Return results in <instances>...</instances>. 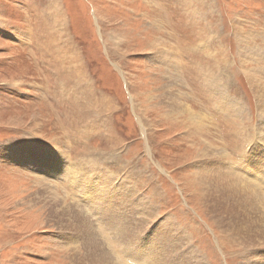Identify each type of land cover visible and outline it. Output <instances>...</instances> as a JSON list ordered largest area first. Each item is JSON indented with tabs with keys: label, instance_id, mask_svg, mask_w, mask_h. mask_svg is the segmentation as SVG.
Returning a JSON list of instances; mask_svg holds the SVG:
<instances>
[{
	"label": "rangeland",
	"instance_id": "1",
	"mask_svg": "<svg viewBox=\"0 0 264 264\" xmlns=\"http://www.w3.org/2000/svg\"><path fill=\"white\" fill-rule=\"evenodd\" d=\"M70 48L94 84L83 102L78 71L61 61ZM177 88L236 162L254 140L256 97H264V0H0V264H73L67 257L91 246L75 228L58 230L50 202L27 205L39 180L67 203L80 195L63 177L31 170L14 145L60 149L69 162L87 159L123 175L155 205L153 223L174 218L204 264L248 262L204 215L200 190L184 184L195 182L200 130L187 114L169 111ZM153 223L140 225L148 244ZM57 232L78 241L61 243ZM125 250L141 254L135 245ZM98 258L87 264H109Z\"/></svg>",
	"mask_w": 264,
	"mask_h": 264
},
{
	"label": "bare ground",
	"instance_id": "2",
	"mask_svg": "<svg viewBox=\"0 0 264 264\" xmlns=\"http://www.w3.org/2000/svg\"><path fill=\"white\" fill-rule=\"evenodd\" d=\"M158 11L161 14L163 10L158 8ZM71 49L68 55H62L61 61L66 58L68 65L72 64L78 71L80 78L77 79V85L85 87L81 90L80 97L78 96L83 102L85 96H94V84L88 81L84 71H80L78 54ZM164 49L162 61L165 59V64L168 65L171 58L169 55L172 53L167 51V48L164 47ZM69 78L76 81L72 76ZM175 81L178 83L177 80ZM71 86H74V82ZM258 92L263 93L261 89ZM183 96V91L180 88H177V96L174 93V97H172L169 93V111L177 112L179 115L187 114L193 126H197L200 130V145L198 144L197 151H195V172L192 173L195 184L192 181L189 183L185 181L184 184H189L193 190H200V193H195L199 195L202 205L207 208L203 209L205 212L203 213L207 219L209 217L214 223L218 229L217 232L222 231L223 236L243 247V253H246L245 258L248 262L243 261L242 264H253L254 262L264 264V259L261 260L264 258V167L262 164L264 160V97L261 96V98L258 95L256 97V109L260 114V120L255 127L254 140L248 141L249 143L247 142L243 148V153L238 155L237 161L232 162L233 158L228 156L225 146L218 148L217 143L212 140L211 133L207 132L209 131L208 127L203 125L201 116L186 102H183L185 101ZM73 104L76 105L75 102ZM164 115L165 118L168 116L165 113ZM203 129L210 133L208 139L202 136ZM14 146L17 147L14 149L15 152L20 155L22 160L27 161L31 170L35 171L36 169L35 172L46 174L48 180L51 178L57 180L58 177H63L62 180L67 181L66 184L74 185L80 195L72 197V202L67 203V196L62 197L51 189L50 192L39 180V190L33 191L36 195L35 199L26 202L31 207L36 206L34 203L37 200L44 203L50 202L55 209H52L49 215L54 216V224L57 225L58 230H65L68 227L75 228V233L78 234L80 240L91 245L85 250L86 254H81L78 250L72 252L71 256L67 257L71 263L76 264L74 260H77L80 264H87L89 256L93 258V261L99 257L98 263L100 259L103 263L107 259L109 264L205 263V255L200 254L199 249L194 250L191 247H186V245L190 246V243L184 238L182 227L174 218L164 217L153 223L155 205L151 206L145 198V194L139 188L134 190L135 185L127 183L123 175L122 177L115 176L112 171L101 168L97 163L87 159L81 160L82 164L80 161L69 162L60 149H55V153L49 150L48 153L44 151L40 154L37 153V147L26 149L27 147H22V145ZM52 156L56 158H54L55 160L58 158V162L55 163ZM155 195H157L156 190L152 188L149 191L150 202H154L152 199ZM80 208L82 209L80 210ZM66 212L69 213L68 217L65 216ZM151 223H153L151 226L154 227L155 233L150 237L151 243L148 244L147 240L143 238L144 232H140L142 229L140 225H150ZM104 230L108 233L107 237L110 236L109 238L113 240V248L117 250L116 254L112 248L113 243L107 239ZM214 234L217 235L216 232ZM56 238L61 243L67 244L78 241L74 235L71 238L60 232H57ZM98 245L102 251L97 248ZM126 245H135L141 254L129 253L125 250ZM105 246L109 251H105ZM251 252L256 261L250 256ZM105 264H107L106 261Z\"/></svg>",
	"mask_w": 264,
	"mask_h": 264
}]
</instances>
